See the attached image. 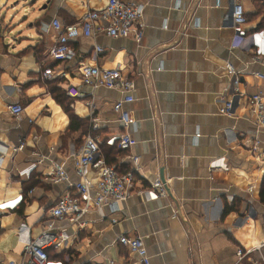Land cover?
Returning <instances> with one entry per match:
<instances>
[{
	"label": "crops",
	"instance_id": "crops-1",
	"mask_svg": "<svg viewBox=\"0 0 264 264\" xmlns=\"http://www.w3.org/2000/svg\"><path fill=\"white\" fill-rule=\"evenodd\" d=\"M124 1L146 2L142 40L97 31L73 39L76 59L60 63L48 59L58 39L52 21L77 22L108 0H0V203L23 196L15 209L0 210V260L18 258L13 249L24 216L52 206L79 181L70 155L86 135L69 130L65 106L86 119L88 130L93 118L104 135L126 130L113 111L119 90L98 88L93 109L90 95L63 104L54 93L60 79H42L48 67L76 77L82 63L121 67L135 81V101L126 108L136 120L129 127L137 139L131 152L142 156L147 176L138 188L164 178L168 194L147 200L134 193L123 212L107 204L87 215L71 264H140L118 242L123 233L143 237L150 264H236L239 247L264 241V128L247 100L264 86L258 76L264 75V55L237 45L235 0ZM243 3L249 31L264 30L263 0ZM228 63L241 81L232 115L221 112L231 97ZM16 103L24 107L18 117L9 110ZM20 139L25 148L14 153ZM63 161L69 179L55 182V163ZM250 206L255 212L246 218ZM240 264H264V248Z\"/></svg>",
	"mask_w": 264,
	"mask_h": 264
},
{
	"label": "built area",
	"instance_id": "built-area-1",
	"mask_svg": "<svg viewBox=\"0 0 264 264\" xmlns=\"http://www.w3.org/2000/svg\"><path fill=\"white\" fill-rule=\"evenodd\" d=\"M264 2V0H263ZM146 2L108 0V4L101 10H88L81 20L74 23H63L55 18L51 26L58 32V39L48 53L50 61L66 63L76 59V52L71 41L80 36H91L97 31L118 38H134L142 40L144 36V24L142 22ZM233 27L235 41L239 46H252L257 56L264 55V30L250 32L247 24L243 0H235L232 8ZM103 47H97L96 53L103 52ZM227 70L232 79L231 97L224 100L221 112L232 115L235 103L242 97L239 86L240 76L232 63L227 64ZM77 76H70L64 69L55 70L48 67L43 70L42 79L59 78L57 86L63 90L71 99L83 98L90 95L92 99L88 102L91 108H95V91L100 87L117 89L122 93L113 106L114 113L118 114L126 130L117 134L104 135L100 132L98 118H93L91 128L86 138L77 151L70 157L74 161V168L79 181L72 189L48 208H37L28 212L17 229V244L13 251L18 258L9 262L0 260V264H71L73 259L71 248L74 242L79 240L82 231L87 227V215L107 204L113 206L116 213L126 209V203L134 193L143 195L147 200L165 197L168 194L167 187L162 179L157 178L150 182L149 186L138 188L141 178H147L142 163V156L132 153L131 149L137 144L133 132L129 130L136 123L132 112L126 106L135 101L136 83L127 77L121 67L107 68L100 65L78 66ZM264 79L263 74L258 75ZM90 87L88 92L83 87ZM248 105L255 115V123L264 128V86L262 89L247 97ZM10 112L20 116L24 107L16 103L9 106ZM227 133L230 130L227 129ZM106 141L109 145L126 154L120 155L118 162L108 164L101 143ZM26 142L20 139L14 149V153L25 148ZM264 164V150L260 153ZM67 161L56 162L53 171V180L63 182L69 179L65 164ZM254 188L251 187L250 190ZM33 190H31L32 192ZM23 200L19 196L15 200L0 203L1 211L15 209ZM254 207L250 206L246 218L254 215ZM176 215H174L175 217ZM65 222V224H62ZM116 218L112 223H117ZM39 229L37 235L34 231ZM118 242L127 247L130 253L139 258L140 264H150L151 257L145 240L137 234L123 233L118 236ZM89 245L92 241H88ZM264 241L254 249L239 247L237 250V262L240 264L255 250H262ZM71 262V263H69ZM113 263V260H111Z\"/></svg>",
	"mask_w": 264,
	"mask_h": 264
},
{
	"label": "trees",
	"instance_id": "trees-1",
	"mask_svg": "<svg viewBox=\"0 0 264 264\" xmlns=\"http://www.w3.org/2000/svg\"><path fill=\"white\" fill-rule=\"evenodd\" d=\"M54 93L56 94V96L58 97V99L60 101H62L63 104H65L63 102V99H67V101H69L71 98L69 96H67V94L61 90L60 88H55ZM70 98V99H69ZM71 103V102H69ZM68 103V105H70ZM65 109L67 110L70 118H71V123L69 126V130H81L82 134L87 135L88 133V128H89V124L88 125H84L85 123L87 124V122L85 121L86 119L80 118L77 115L74 114L73 111H71L70 107L65 106ZM101 149L102 152L104 154V157L106 159V161L108 162V164H114L117 162L119 155H122V152L117 148L116 145H109L106 141H104L103 143H101ZM230 211V207H226L225 209V214ZM71 261L73 262L74 259H71ZM71 263V262H69Z\"/></svg>",
	"mask_w": 264,
	"mask_h": 264
},
{
	"label": "rangeland",
	"instance_id": "rangeland-1",
	"mask_svg": "<svg viewBox=\"0 0 264 264\" xmlns=\"http://www.w3.org/2000/svg\"><path fill=\"white\" fill-rule=\"evenodd\" d=\"M38 231H39V229H36V230L34 231V235H37Z\"/></svg>",
	"mask_w": 264,
	"mask_h": 264
},
{
	"label": "water",
	"instance_id": "water-1",
	"mask_svg": "<svg viewBox=\"0 0 264 264\" xmlns=\"http://www.w3.org/2000/svg\"><path fill=\"white\" fill-rule=\"evenodd\" d=\"M162 180H163V181H165V179H164V178H162Z\"/></svg>",
	"mask_w": 264,
	"mask_h": 264
}]
</instances>
